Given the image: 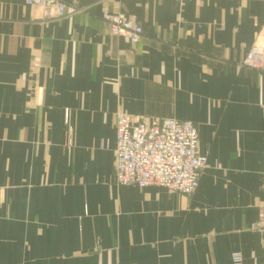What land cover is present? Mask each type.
<instances>
[{
  "label": "crops",
  "instance_id": "obj_1",
  "mask_svg": "<svg viewBox=\"0 0 264 264\" xmlns=\"http://www.w3.org/2000/svg\"><path fill=\"white\" fill-rule=\"evenodd\" d=\"M62 1L0 0V264H264V0ZM119 111L195 124L192 196L116 184Z\"/></svg>",
  "mask_w": 264,
  "mask_h": 264
},
{
  "label": "built area",
  "instance_id": "obj_2",
  "mask_svg": "<svg viewBox=\"0 0 264 264\" xmlns=\"http://www.w3.org/2000/svg\"><path fill=\"white\" fill-rule=\"evenodd\" d=\"M24 2L40 10L46 20H58L74 13L62 0ZM102 20L111 35L128 39L132 44H137L143 35L142 27L132 18L105 12ZM241 66L264 73V47H251ZM115 131L114 174L118 186L158 187L184 196L194 194L209 162L208 156L200 152L194 123L174 118L147 119L119 111L115 116ZM232 259L234 264L242 263L240 254H234Z\"/></svg>",
  "mask_w": 264,
  "mask_h": 264
}]
</instances>
